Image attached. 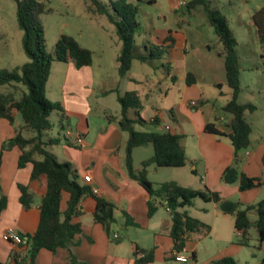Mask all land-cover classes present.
<instances>
[{"label":"crops","instance_id":"0c3cea01","mask_svg":"<svg viewBox=\"0 0 264 264\" xmlns=\"http://www.w3.org/2000/svg\"><path fill=\"white\" fill-rule=\"evenodd\" d=\"M129 1L140 7L139 34L143 30L145 32L148 30L150 35L137 48L141 47L146 51V47L161 45L172 31L175 46L170 49L168 56L152 64L134 61L126 77H120L118 72L119 80L117 83L114 82L113 86L110 87L108 78L104 77L105 85L101 89L95 87L94 61L91 67L81 69L73 62L56 63L52 67L55 72L64 76L57 87L59 94L57 103L61 105L66 116L62 121L61 113H58L63 133V137L59 139L64 141L65 137L71 138L69 133L72 132L74 135H82L84 144L69 146L61 143L48 146V150L51 147L49 151L56 155L59 161L73 165L77 180L82 186L91 187L97 197L106 199L116 206V223L112 226V233L109 234L107 229L95 219L97 207L95 198L91 196L84 198L81 203L82 215L74 220V223L82 227V233L76 238L78 245L70 249H58L55 253L42 250L37 255L35 264H72L71 254L86 264H138L134 255L137 248L154 252L155 260L149 264H170L172 261L181 264L173 258L174 244L170 236L172 216L168 207L164 204L159 205L158 211L150 218L148 213L151 197L127 171L126 147L129 134L121 129L118 120L108 119L109 116L120 118L122 108L112 112L107 106L93 105V99L98 97L107 99L111 94H117L119 101V96L136 91L143 104L141 113L143 119L148 123L159 119L158 130L169 127L170 132L182 137L181 145L188 157V164L182 168L150 166L147 176L152 183L174 181L181 186L196 190L206 187L219 193L223 199L240 202L244 206L255 205L264 199H262L264 187L242 192L239 184L227 185L222 181L224 171L233 163L234 147L229 138L232 133L228 125L230 116L223 112V108L231 100L232 90L227 85L224 58L219 55L223 52L219 39L200 42L199 36L194 35L193 32H186L184 27L179 25V13L184 7L180 6L179 0H168L167 12L158 13L157 16L146 9L153 7L157 11L159 0ZM166 14L172 17L176 25L166 30H159L156 27L155 17L167 22ZM202 48L208 53H201ZM163 65L169 67L168 74ZM99 68L102 71L105 69L101 65ZM189 73L196 77V84H187ZM207 79L213 90L219 89V93H216L214 98H209L206 92ZM124 81L141 86L146 90L145 93L137 89H124ZM160 86L166 88L167 100L175 94L170 107L151 106L148 103L152 89ZM217 104H221L222 111L217 108ZM209 123L214 124L226 136L207 133L205 128ZM14 136L15 131L9 122L0 120V154L4 143ZM50 139L53 138L47 141ZM251 143L252 150L249 148L243 154L245 162L242 170L249 177L264 179V143L256 146L252 139ZM154 153L152 145L136 148L133 151L135 169L141 170L142 163L152 158ZM20 155L17 147L4 151L0 168V196H6L8 201L7 208L0 218V263L3 264H17L12 258L13 253H18L21 258L27 254L25 246L17 247L5 241L4 232L8 228H15L24 239H26L25 235L34 234L41 220L40 205L47 193L45 177L31 180V166L19 169ZM88 175L91 177V182L85 181V176ZM19 185L28 186L33 194L32 208L26 209L21 204ZM69 197V194H64L62 211L67 209ZM191 207H194L196 214L188 210ZM191 207L185 209L189 216L206 224L209 229L189 234L184 251L192 258L185 264H213L215 260L223 257H233L239 264H242L243 257L245 264H258L263 260L264 244L261 250L257 249L258 233L255 229L250 231V246H238L234 216L221 212L214 202L196 200ZM125 214H128L137 226L126 227ZM115 225L119 229H115ZM119 230L126 231V235L121 234ZM253 230L256 231L255 234ZM206 238L216 239L221 245L216 252L208 251L206 258L202 259L198 247ZM245 248L251 249V252L244 253ZM140 257L141 255L138 258Z\"/></svg>","mask_w":264,"mask_h":264},{"label":"trees","instance_id":"16d2710c","mask_svg":"<svg viewBox=\"0 0 264 264\" xmlns=\"http://www.w3.org/2000/svg\"><path fill=\"white\" fill-rule=\"evenodd\" d=\"M18 5V22L24 32L23 45L29 62L13 70H0V120H6L13 127L15 136L6 141L0 154V168L3 152L14 147L20 150L19 169L31 166V180L45 177L47 179V193L42 199L40 210L41 220L37 231L32 235H25L22 246L27 248L24 258L13 253L12 258L17 264H35L37 255L42 250L55 253L58 249H70L78 245L77 236L82 233L80 224L74 223L75 218L82 215L81 203L84 198L91 196L97 202L95 219L107 231L112 233V226L116 223V206L106 199L96 196L89 186H82L77 180L73 165L69 162L61 163L57 156L48 150V146L64 143L69 146L77 144L69 137L64 141L59 138L45 140V133L51 131L53 124L51 116L54 112L61 113V120L66 116L59 103L51 102L47 98V84L51 76L54 63L73 62L77 68L91 67L93 52L83 47L75 37L62 35L52 53L46 51L45 31L41 21L43 14L51 13V9L44 2L37 0H16ZM88 11L96 17H105L115 26L116 33L123 43L119 56L118 72L120 77L128 75L134 61L154 63L168 56L170 49L175 46L173 32L161 45L146 47V51L138 52L136 35L141 30L139 20L140 7L129 0H87ZM202 6L208 16L211 26L223 46L219 55L224 58L227 85L232 90L231 100L223 108V112L230 116L228 122L232 133L229 135L234 147L233 163L224 171L223 183L227 185L239 184L242 192L259 189L264 185V179L249 177L242 170V153L251 147L253 126L247 119V113L256 111L253 104L239 102L242 93L240 57L237 53L239 45L227 18L217 9H212L208 0H189L184 7L188 16H195L196 9ZM257 30L260 44L264 47V6L252 16ZM179 25H182L179 22ZM168 74V66L163 65ZM197 80L189 73L187 84L194 85ZM121 104L120 118L109 116L108 119L119 122L121 129L129 134L126 147V168L129 176L137 181L150 195L149 217L158 211L159 205H166L172 216L170 236L173 249L183 252L187 246L191 233L209 229V226L189 216L185 211L197 199L206 203L214 202L221 212L235 217V228L238 233L236 244L249 247L250 231L258 233L257 249L264 244V199L255 205L244 206L240 202L223 199L219 193L208 188L196 190L184 187L174 181L161 184L152 183L147 170L155 165L158 168H182L188 164V157L181 145L182 137L167 130H158L160 120L148 123L141 113L143 104L136 91L127 92L119 96ZM133 114V116L131 115ZM20 115L23 124L17 126V116ZM154 126L153 131H139L136 126L146 128ZM205 131L218 136H226L214 124H207ZM28 134L32 135L31 137ZM152 145L154 156L142 163V169L136 170L133 165V151L138 147ZM264 161V158H263ZM20 202L26 208H32L34 196L28 186L19 185ZM69 194L67 209L62 211L61 204L64 194ZM6 196H0V218L7 208ZM256 212L257 220H251V213ZM126 216V227L137 226L132 218ZM135 258L138 264H149L155 260L154 252H147L137 248ZM141 255L140 258H138ZM174 258V257H173ZM72 264H86L80 262L71 254ZM3 264V263H0ZM213 264H239L233 257H223ZM258 264H264L263 260Z\"/></svg>","mask_w":264,"mask_h":264},{"label":"rangeland","instance_id":"374dc122","mask_svg":"<svg viewBox=\"0 0 264 264\" xmlns=\"http://www.w3.org/2000/svg\"><path fill=\"white\" fill-rule=\"evenodd\" d=\"M44 2L51 13L43 14L41 21L45 31L46 51L52 53L61 36L71 35L85 48L90 49L93 53V61L96 72L95 87L98 89L104 88V77L108 78V85L111 87L114 82L119 80L118 67L119 56L122 53L123 43L117 36L116 28L110 24L105 17H95L87 9V0H37ZM107 1V0H103ZM141 1V0H140ZM187 2L189 0H186ZM186 2V3H187ZM212 9L219 10L228 20L229 25L239 42L237 53L240 57L241 67V84L242 93L239 99L241 104H253L256 111L247 113V119L253 126L251 139L253 144L258 146L259 143H264V47L259 43L257 30L253 24V14L264 6V0H208ZM136 3V2H135ZM169 5L168 0H159V8L156 11L153 7H147V11L154 16L158 13L167 12ZM167 15L168 21L158 20L155 17L156 27L159 30H166L168 27H175V21ZM145 21L144 18H142ZM178 20L182 23L186 32H193L199 36L200 42L209 39L215 40L217 37L214 28L211 26L208 16L202 6H199L195 11V16L187 15L186 7H183L179 13ZM185 22V23H184ZM145 23V22H143ZM144 27L147 28L146 24ZM149 31L143 30L135 37L137 47L141 46L144 39L149 38ZM24 32L21 30L18 22V5L16 0H0V70H13L23 66L29 62V58L24 50L23 45ZM201 53L207 54L204 48ZM138 52L142 53L141 47ZM56 64V63H54ZM53 64V65H54ZM104 67L106 71H102L99 66ZM55 66V65H54ZM63 66V65H59ZM137 70L134 75L136 74ZM63 74L55 72L52 68V74L47 85V98L54 103H57V87L63 81ZM206 80V92L209 98H214L215 94L219 93V89H212ZM124 89H137L145 93V89L141 86H136L124 81ZM116 85V84H115ZM143 89V90H142ZM227 89H229L227 87ZM166 88L152 89L149 99V105L158 107H170L175 94L168 100L165 98ZM109 98L98 97L93 99V105L107 106L110 111L115 112L121 109V104L118 101L117 94H111ZM216 97V96H215ZM145 99V103H146ZM221 104H217V108L221 110ZM224 114V113H222ZM53 128L45 133V140L49 138L63 137L60 128V118L58 112H54L51 116ZM23 124L20 115L17 116L16 125ZM138 130L153 131L154 126L143 128L137 126ZM29 137L32 135L28 134ZM52 147V146H51ZM51 147L49 150L51 151ZM56 148V147H55ZM252 150V148H250ZM244 152L242 153V155ZM61 162V161H60ZM245 159L243 157V164ZM64 163V162H61ZM242 164V166H243ZM264 187V185L262 186ZM264 195L262 196V199ZM198 202H204L197 199ZM65 205V204H63ZM190 212L196 214L194 207H191ZM251 219L257 220L256 212L251 213ZM115 229H119L116 225ZM121 234L126 235V231L119 230ZM254 234L256 233L253 230ZM221 243L216 239L206 238L200 242L198 247L202 259L206 258L208 251H217ZM244 253L251 252V249H243ZM243 255V254H242ZM244 257L241 259L245 264ZM170 264H175L173 261Z\"/></svg>","mask_w":264,"mask_h":264},{"label":"built area","instance_id":"2783aa9c","mask_svg":"<svg viewBox=\"0 0 264 264\" xmlns=\"http://www.w3.org/2000/svg\"><path fill=\"white\" fill-rule=\"evenodd\" d=\"M180 6H185L186 1L185 0H179ZM169 127H167L165 130L169 131ZM69 136L71 139L78 145V146H83L84 144V137L82 135H74L72 132L69 133ZM85 181L86 182H91V177L85 176ZM3 239L7 242H10L14 244L17 247H21L23 243L25 242L24 237L19 234V232L15 228H8L4 234H3ZM173 257L176 262L185 264L191 260V256L187 255L185 251L183 252H173Z\"/></svg>","mask_w":264,"mask_h":264}]
</instances>
